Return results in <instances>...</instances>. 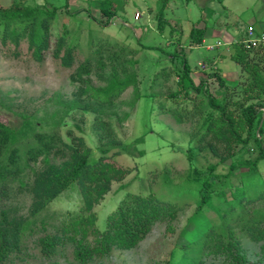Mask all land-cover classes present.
Here are the masks:
<instances>
[{
	"label": "trees",
	"instance_id": "trees-1",
	"mask_svg": "<svg viewBox=\"0 0 264 264\" xmlns=\"http://www.w3.org/2000/svg\"><path fill=\"white\" fill-rule=\"evenodd\" d=\"M35 2L13 0L8 5H0L2 42L10 39L18 45L26 39L33 57L41 60L53 35V56L59 58L62 65L71 66L75 44L67 41L65 27L53 34L52 25L59 10H64L65 14L73 12L68 10V4L59 8ZM168 2L157 1L155 20L160 32L169 23L166 17ZM98 5L99 18L95 21L106 26L116 14V6L112 0H98ZM202 17L192 22L188 31L190 50L201 45L206 37L208 28L205 24L200 25ZM176 28L171 26L170 34H177L173 40V54L182 57L181 67L177 69L180 88L169 95L176 99L179 93L182 94L183 99L192 102V109L185 111L172 106L165 110L161 104L160 110L168 112L178 122L187 116L200 121L199 129L193 134L197 146L188 145L185 152L193 171L196 170L194 158L197 152L206 158L207 154L214 158L208 162L207 172L200 177L196 207L188 218L192 227L185 231L189 238L182 242L183 250L177 264H205V257L212 258L216 264H260L261 259L255 261L247 256L241 236L259 243L264 257V177L263 174L249 175L264 163V123L261 118L264 45L245 47L242 42L245 31L232 42L234 48L230 56L247 77L239 84H231L216 71H209V76L214 75L219 86L224 88L217 96L208 90L205 77L201 76L195 82L191 76L181 43L182 33ZM138 42L142 48L150 47L141 42L140 36ZM106 47L99 43L91 49L99 68H105L107 61L111 64L105 85L92 86L88 79H83V75L91 72V57H86L73 75L85 84L82 92H88L97 104L73 103L82 111L94 113L92 128L99 140L96 156L90 154L91 149L81 136H73L69 141L63 139L57 131L61 117L52 118L47 126L45 121L23 114L19 126L0 119V264H6L12 255L21 252L24 235L35 223V219L28 217L38 215L71 184L79 185L83 203L78 212L61 221L56 232L39 238L41 254L46 258L66 244L73 246L74 258L80 264L109 255L114 248H133L150 233L155 223L175 218L180 210L179 205L160 200L152 193H128L106 215L103 226H95L94 205L110 190L113 180H122L130 172L114 161L123 146L105 109L128 87H133L130 106L141 96L134 71L137 59L123 57L126 52L125 55L136 54L138 49L128 51L124 45L119 51L107 52L105 58ZM168 73L164 71L165 79ZM202 103L206 106L201 107ZM139 154L143 151L139 150ZM54 157L62 160L55 163ZM38 162L41 166L35 169L32 165ZM220 165H227L225 172L217 171ZM15 184L31 196L27 215L17 214L10 204Z\"/></svg>",
	"mask_w": 264,
	"mask_h": 264
},
{
	"label": "rangeland",
	"instance_id": "rangeland-1",
	"mask_svg": "<svg viewBox=\"0 0 264 264\" xmlns=\"http://www.w3.org/2000/svg\"><path fill=\"white\" fill-rule=\"evenodd\" d=\"M12 1L0 0V5H8ZM20 1H36L40 5L59 8L68 4V10L73 13L65 14L64 10H59L52 29L54 34L65 27L67 41L75 44L74 59L72 65L67 67L53 56L52 35L50 47L43 52L41 60H36L26 39H22L18 45L10 39L3 43L0 24V119L19 126L23 114L45 121L47 126L52 118L61 117L57 131L63 139L69 141L73 136H81L91 149L90 154L96 156L99 140L92 128L94 113L82 111L73 103L97 104L88 92H82L85 84L74 79L73 75L85 58L91 57V72L83 75V79H88L92 86H103L111 64L107 61L105 68H99L95 56L91 55L92 47L99 43L107 46L105 58L111 50L119 51L124 45L127 50L138 49L133 55H125L127 52L122 54L123 57L137 59L134 71L140 98L130 106L133 87H128L105 109L123 146L114 161L117 166L130 172L122 180H113L110 190L94 205L95 226L101 228L106 215L128 193H152L160 200L180 206L175 218L155 223L150 233L135 247L114 248L109 255L85 264H177L183 250L182 242L189 238L185 231L192 227V224H188V218L196 207L200 177L207 172L208 162L214 158L209 154L206 158L197 152L194 158L196 170L193 171L185 152L188 145L197 146L193 134L199 129L200 121L187 116L178 122L174 116L160 110L161 104L165 110L172 106L185 111L192 109V102L183 99L182 94L179 93L176 99L169 95L180 88L177 69L181 67L182 58L179 54H173V40L177 34L171 35L170 28L176 26L182 34L188 33L192 22L203 15L200 24H205L208 31L218 33L208 34L201 45L191 50L185 38H181V43L195 82L199 77H205L208 90L219 96L224 88L219 86L214 75L209 76V71H216L231 84H239L247 77V73L230 56L234 48L232 42L248 26L264 30V0H169L166 8L169 23L162 32L156 28L158 0H112L117 12L106 26L95 21L99 18L98 0ZM136 12L140 14L139 18H135ZM223 31L227 34L226 39H223ZM139 36L141 42L150 47L142 48L138 42ZM207 44L213 45V48L207 47ZM164 71L169 72L166 79ZM205 106V103L201 104V107ZM261 118L264 123V113H261ZM139 150L143 154H139ZM61 160V157L52 159L55 163ZM32 166L38 169L41 162ZM226 169L227 165H220L217 171L225 172ZM259 174L264 177V163L249 175ZM18 188L15 184L10 204L17 214L27 215L31 196ZM82 203L79 185L71 184L38 215L28 217L35 219V223L24 235L21 252L12 255L6 264H80L74 258L71 244L59 247L54 255L46 258L41 254L38 240L56 232L61 221L67 215L78 212ZM89 239H92L91 235ZM241 241L247 256L255 261L261 259L260 264H264L259 243L245 236H241ZM205 264L216 263L212 258L205 257Z\"/></svg>",
	"mask_w": 264,
	"mask_h": 264
},
{
	"label": "built area",
	"instance_id": "built-area-1",
	"mask_svg": "<svg viewBox=\"0 0 264 264\" xmlns=\"http://www.w3.org/2000/svg\"><path fill=\"white\" fill-rule=\"evenodd\" d=\"M140 14L135 13V18H139ZM245 47H257L264 45V30H257L253 26H248L245 29V37L242 39ZM207 47L213 48V45L207 44ZM261 111L264 113V107H261Z\"/></svg>",
	"mask_w": 264,
	"mask_h": 264
},
{
	"label": "crops",
	"instance_id": "crops-1",
	"mask_svg": "<svg viewBox=\"0 0 264 264\" xmlns=\"http://www.w3.org/2000/svg\"><path fill=\"white\" fill-rule=\"evenodd\" d=\"M38 1V0H37ZM69 8V7H68ZM201 26H202V24H200ZM190 29V28H189ZM189 31V30H188ZM224 32V38L223 39H226V33H225V31H223ZM184 34H182V38H185V41L187 40V35H188V33H185V32H183ZM210 33H212L213 35H215V34H218L217 32L216 33H214V31H212V32H210V31H208V29H207V33H206V36L208 35V34H210ZM219 34H221V32L219 33ZM204 39H206V37L204 38ZM204 39H203V41H204ZM202 41V42H203ZM182 42V41H181ZM202 44V43H201ZM224 76V75H223Z\"/></svg>",
	"mask_w": 264,
	"mask_h": 264
}]
</instances>
